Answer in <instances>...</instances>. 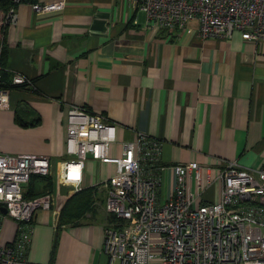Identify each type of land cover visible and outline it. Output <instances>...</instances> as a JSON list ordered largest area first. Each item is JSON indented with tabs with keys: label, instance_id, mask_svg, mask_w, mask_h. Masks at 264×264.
I'll return each instance as SVG.
<instances>
[{
	"label": "crops",
	"instance_id": "crops-1",
	"mask_svg": "<svg viewBox=\"0 0 264 264\" xmlns=\"http://www.w3.org/2000/svg\"><path fill=\"white\" fill-rule=\"evenodd\" d=\"M63 1L62 9L45 13L19 2L15 22L5 27L0 87L8 104L0 107V151L65 158L67 112L77 105L116 124L110 156L121 155L124 141L133 142L137 156L151 152L147 161L162 167L159 199L173 187L176 163L195 160L212 174L219 159L264 166V42L239 31L202 37L194 19L151 28L132 0ZM114 171L113 162L88 155L79 188L49 175L29 177L25 196H65L56 214L36 211L29 260L108 264L103 228L110 218L100 180ZM86 188L91 208L75 222L61 221L66 200ZM214 194L210 187L204 196ZM15 229L16 221L4 218L0 241H10Z\"/></svg>",
	"mask_w": 264,
	"mask_h": 264
},
{
	"label": "built area",
	"instance_id": "built-area-1",
	"mask_svg": "<svg viewBox=\"0 0 264 264\" xmlns=\"http://www.w3.org/2000/svg\"><path fill=\"white\" fill-rule=\"evenodd\" d=\"M22 1L37 13L64 6L63 0H0V56L5 27L15 22ZM132 1L145 11L151 28L184 26L194 19L202 37H230L239 31L243 39L264 42V0ZM7 104L0 87V107ZM115 138L114 122L71 105L65 158L0 151V228L6 217L16 221L14 237L0 241V264H51L27 257L32 219L38 209L56 214L63 196L55 191L25 196L24 183L39 174L79 188L88 155L115 164L114 173L100 180L107 188L104 207L110 218L103 228L108 264H264V166L219 159L212 174L210 165L195 160L176 163L173 187L159 199L156 174L162 167L147 161L149 150L135 155L131 141L123 142L121 155L110 156L107 145ZM144 138L138 134V141L145 143ZM210 187L215 194L208 200L204 194Z\"/></svg>",
	"mask_w": 264,
	"mask_h": 264
},
{
	"label": "trees",
	"instance_id": "trees-1",
	"mask_svg": "<svg viewBox=\"0 0 264 264\" xmlns=\"http://www.w3.org/2000/svg\"><path fill=\"white\" fill-rule=\"evenodd\" d=\"M88 196V188L70 196L62 206L60 220L75 222L85 210H89L91 208L92 203Z\"/></svg>",
	"mask_w": 264,
	"mask_h": 264
},
{
	"label": "rangeland",
	"instance_id": "rangeland-1",
	"mask_svg": "<svg viewBox=\"0 0 264 264\" xmlns=\"http://www.w3.org/2000/svg\"><path fill=\"white\" fill-rule=\"evenodd\" d=\"M60 195H62V196H63V200H64L65 196H64L62 193H60Z\"/></svg>",
	"mask_w": 264,
	"mask_h": 264
},
{
	"label": "water",
	"instance_id": "water-1",
	"mask_svg": "<svg viewBox=\"0 0 264 264\" xmlns=\"http://www.w3.org/2000/svg\"><path fill=\"white\" fill-rule=\"evenodd\" d=\"M2 210L4 211L5 209L3 208Z\"/></svg>",
	"mask_w": 264,
	"mask_h": 264
}]
</instances>
